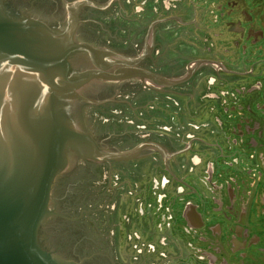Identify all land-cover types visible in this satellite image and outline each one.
I'll list each match as a JSON object with an SVG mask.
<instances>
[{
  "label": "flooded vegetation",
  "instance_id": "1",
  "mask_svg": "<svg viewBox=\"0 0 264 264\" xmlns=\"http://www.w3.org/2000/svg\"><path fill=\"white\" fill-rule=\"evenodd\" d=\"M48 1L24 14L61 30L84 2L74 41L138 72L84 86L101 105L77 101L104 152L139 153L69 158L51 205L72 220H50L68 239L43 249L74 264H264V0ZM70 67L95 69L87 54Z\"/></svg>",
  "mask_w": 264,
  "mask_h": 264
},
{
  "label": "water",
  "instance_id": "2",
  "mask_svg": "<svg viewBox=\"0 0 264 264\" xmlns=\"http://www.w3.org/2000/svg\"><path fill=\"white\" fill-rule=\"evenodd\" d=\"M83 3L67 4V22L56 30L24 14L44 11L52 5L48 0H0V264H74L43 249L55 251L68 239L63 225L50 220H72L51 205L57 178L73 155L102 162L139 153L108 154L80 125L79 119L88 116L77 100L103 103L84 97V86L139 76L130 61L74 41V12ZM76 54H87L95 69L72 73L70 59ZM120 64L126 69L108 73ZM140 76L151 75L142 71ZM69 174L71 182L78 176ZM76 187L67 185L58 194H71Z\"/></svg>",
  "mask_w": 264,
  "mask_h": 264
}]
</instances>
